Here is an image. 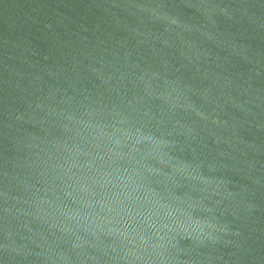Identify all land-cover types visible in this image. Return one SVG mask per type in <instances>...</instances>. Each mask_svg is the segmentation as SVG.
Segmentation results:
<instances>
[{
	"label": "water",
	"instance_id": "95a60500",
	"mask_svg": "<svg viewBox=\"0 0 264 264\" xmlns=\"http://www.w3.org/2000/svg\"><path fill=\"white\" fill-rule=\"evenodd\" d=\"M0 264H264V0H0Z\"/></svg>",
	"mask_w": 264,
	"mask_h": 264
}]
</instances>
